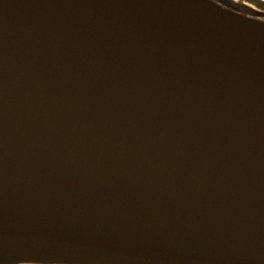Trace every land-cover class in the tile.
I'll return each instance as SVG.
<instances>
[{"label":"water","instance_id":"water-1","mask_svg":"<svg viewBox=\"0 0 264 264\" xmlns=\"http://www.w3.org/2000/svg\"><path fill=\"white\" fill-rule=\"evenodd\" d=\"M0 0V264H264V11Z\"/></svg>","mask_w":264,"mask_h":264},{"label":"flooded vegetation","instance_id":"flooded-vegetation-1","mask_svg":"<svg viewBox=\"0 0 264 264\" xmlns=\"http://www.w3.org/2000/svg\"><path fill=\"white\" fill-rule=\"evenodd\" d=\"M217 3H224V2H232L233 4H238L239 6H243L248 8L250 5H256L260 8V10L264 11V0H213ZM13 264H64V263H44V262H18Z\"/></svg>","mask_w":264,"mask_h":264},{"label":"rangeland","instance_id":"rangeland-1","mask_svg":"<svg viewBox=\"0 0 264 264\" xmlns=\"http://www.w3.org/2000/svg\"><path fill=\"white\" fill-rule=\"evenodd\" d=\"M241 8H243L246 12H249L250 10V8H254V9H258V10H260V8L259 7H257L256 5H250V7L248 6V8H246V7H243V6H240ZM262 11V10H261Z\"/></svg>","mask_w":264,"mask_h":264},{"label":"trees","instance_id":"trees-1","mask_svg":"<svg viewBox=\"0 0 264 264\" xmlns=\"http://www.w3.org/2000/svg\"><path fill=\"white\" fill-rule=\"evenodd\" d=\"M262 8H264V7H262Z\"/></svg>","mask_w":264,"mask_h":264}]
</instances>
